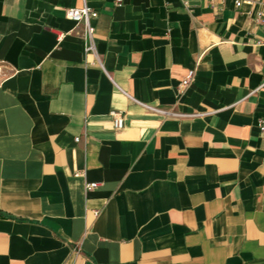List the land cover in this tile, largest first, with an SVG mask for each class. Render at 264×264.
I'll return each instance as SVG.
<instances>
[{"label":"crops","instance_id":"crops-1","mask_svg":"<svg viewBox=\"0 0 264 264\" xmlns=\"http://www.w3.org/2000/svg\"><path fill=\"white\" fill-rule=\"evenodd\" d=\"M85 3L0 0V264H264L259 7Z\"/></svg>","mask_w":264,"mask_h":264},{"label":"built area","instance_id":"built-area-1","mask_svg":"<svg viewBox=\"0 0 264 264\" xmlns=\"http://www.w3.org/2000/svg\"><path fill=\"white\" fill-rule=\"evenodd\" d=\"M235 7H239L244 3L248 4H256L259 7V10L256 14V22L260 24V26L264 29V0H231ZM83 5L81 8H69L66 10L67 17L74 21L75 23H82L84 28V34L87 40L86 51L93 52L94 47L92 43V34L94 28L91 24V21L98 17V13L92 10L90 7L87 6L85 0H82ZM116 6H120L123 3V0H114ZM186 4V2H184ZM194 77V72L189 71L187 72L185 78L181 82L182 87H186L189 85L191 80ZM264 86V81L261 84V87ZM113 119L114 128L119 129L123 126V117L120 113H112L111 114ZM260 130L264 131V127L260 126ZM98 187L97 183H90L87 184L85 189L87 192L94 190Z\"/></svg>","mask_w":264,"mask_h":264}]
</instances>
